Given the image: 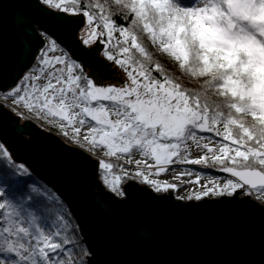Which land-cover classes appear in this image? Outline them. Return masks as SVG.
<instances>
[{
	"label": "snow or ice",
	"instance_id": "obj_1",
	"mask_svg": "<svg viewBox=\"0 0 264 264\" xmlns=\"http://www.w3.org/2000/svg\"><path fill=\"white\" fill-rule=\"evenodd\" d=\"M20 2L42 5L47 14H55L70 42L110 64L74 57L47 28H34L18 15L20 57L28 62L18 83L0 91V107L21 116L16 109L22 108L37 119L57 122L62 135L71 129L80 147L103 149L105 157L115 158L116 163L99 159L98 169L102 185L116 197L126 198L123 184L129 179L156 193L176 190V184L150 177L171 165L188 164L229 174L223 185L209 177L189 200L233 196L238 190L264 199V0H114L126 9L118 14L128 26L105 14L98 0ZM93 7L98 14L90 11ZM79 16L87 18L83 35L73 27ZM140 34L177 63L182 74L203 78V91L169 76ZM117 66L124 78L104 84V71ZM209 92L217 99L210 100ZM193 147L205 154L190 158ZM133 153L143 159L135 160L136 171L129 173L120 160L128 157L124 164H132ZM20 177H31L28 167L17 163L0 140V264H86L65 247L77 244L70 214L41 208L60 205L59 198L35 183L25 182L21 189ZM200 178L197 174L192 182L199 184Z\"/></svg>",
	"mask_w": 264,
	"mask_h": 264
},
{
	"label": "water",
	"instance_id": "obj_2",
	"mask_svg": "<svg viewBox=\"0 0 264 264\" xmlns=\"http://www.w3.org/2000/svg\"><path fill=\"white\" fill-rule=\"evenodd\" d=\"M47 13L35 3L0 0V91L18 83L28 62L20 57L18 15L34 28H47L74 57L93 65L110 64L70 42L55 14ZM84 24L85 17H77V34ZM116 70L104 71V84L122 80L124 72ZM0 140L17 163L68 207L90 264H264V205L248 195L240 197L243 190L233 197L182 202L172 190L158 194L128 182L126 198L112 199L97 178L94 156L31 120L22 122L6 107H0Z\"/></svg>",
	"mask_w": 264,
	"mask_h": 264
},
{
	"label": "trees",
	"instance_id": "obj_3",
	"mask_svg": "<svg viewBox=\"0 0 264 264\" xmlns=\"http://www.w3.org/2000/svg\"><path fill=\"white\" fill-rule=\"evenodd\" d=\"M84 2L85 3H95L96 0H84ZM98 2L100 4L105 5V8L107 10L105 14L111 13L112 14V18L115 20V22L118 25L128 26L126 21L122 20L121 16L118 14V13H125L126 12V9L122 5L115 4L114 0H98ZM90 11L93 12V13H97L98 14V10L95 9L94 7L90 8ZM130 19L131 18H129V22H130ZM85 24H87V18L86 17H85ZM140 36H141V42L148 49V51L153 55L154 61H159L163 65V67L167 70V74L169 76L176 77L182 85H184L185 87H187V88H189L191 90L201 91V92L203 91V88H202L203 78L196 79V78H192L191 76L182 74L177 63H174L166 55L161 54L149 42V40H148L146 35L140 34ZM115 38L117 40L120 39V36H119L118 32L115 35ZM105 39H106V37H105ZM101 57H102V59H104L103 56H101ZM108 63H110V62H108ZM116 68H117V72H122V70L119 69L118 66ZM207 95H208L210 100H216L217 99V97L212 92L207 93ZM3 103H4V101L0 100V104H3ZM7 104L9 106H11L12 101L8 100ZM6 108L11 110V107H6ZM16 112H22L23 113V115L21 116V115H17L15 112H13L16 116L21 117V121L22 122L27 121V120H31V121L35 122L36 124H38L41 128H43L45 130H48L50 132H53L54 134L60 136L63 140H66V142L71 143V144H73L76 147H80L77 143L74 142V138L72 136V132L68 131V136H64V135H62L60 133L59 127L55 124L56 122H51L50 123L48 120L37 119L31 113H28L26 110H24L22 108H17ZM87 131H88V129H87ZM204 135H209V134H204ZM214 139L219 140L220 138H214ZM80 144H84V141H83L82 137L80 139ZM80 148H82L84 151H86L89 154H91L92 156H94L98 160V163H99V159H101V158L105 159L106 161L110 160L111 162L116 163V159L115 158L105 157L103 155L104 153H101L102 155H99V153L101 151L104 152L103 149H97L94 152H90V151H88V146L86 144H84V147H80ZM124 160L125 159L121 158L120 163L125 167V169L129 173H134V170L131 169L133 166L130 165V164H124ZM170 167H172V168L181 167L182 169H192V170H195L197 173H199V174H201L203 176H207V177H211V178L223 179V178L228 177L225 173L217 171L215 168H202V166H200V165L174 164V165H171ZM100 175H101V173H100V171L98 169L97 178H98L99 182L101 183V181L99 179ZM19 179L21 181V183L19 185V187L21 189L24 188L25 182H27V184L35 183L38 186L46 187L52 193L53 196L58 197L50 188H48L45 184H43L41 181H39L33 175H31L30 178H28V177H20ZM128 182H135V183L139 184L142 187L151 189L148 185L142 184L136 179L127 180L123 184V188H124L125 184H127ZM169 192H171V191H169ZM169 192H167V193H169ZM107 193L111 196L112 199H120V198L116 197L115 195H113L112 193H110L108 191H107ZM251 196H252V199H254V200H256L258 202L259 199H257V195L256 194H252ZM59 200L61 201L60 205H57L55 202H53L51 204H46V205L42 204L41 208L46 206L48 208H51L53 211L63 210L65 213L70 214L71 224H72V226L74 228H76L74 239L76 240L77 244H76V246H73V245L70 244V245H66L65 247L73 249V253L72 254H73V256L75 257V259L77 261L80 260V259H83L86 262V264H90L89 261H88L89 253H88L87 248H86V246H85V244H84V242L82 240L79 227L76 224V222H75L72 214L70 213L68 207L64 204V202L60 198H59ZM195 201H197V200H195ZM85 253H88V255H85Z\"/></svg>",
	"mask_w": 264,
	"mask_h": 264
},
{
	"label": "rangeland",
	"instance_id": "obj_4",
	"mask_svg": "<svg viewBox=\"0 0 264 264\" xmlns=\"http://www.w3.org/2000/svg\"><path fill=\"white\" fill-rule=\"evenodd\" d=\"M84 25L85 26H83L81 28V30L79 31V35H83V31L82 30H85V31L87 30V27H88L87 24H84ZM116 34H117V32L115 33V35ZM109 69H111V68H109ZM122 72H123V70H122ZM116 73H118L117 70H116ZM124 75H125L124 73L121 75V79L124 78ZM41 83H43V81H41ZM111 84H115V82H112ZM55 124L58 126V123L57 122ZM68 131L71 132V129H68ZM86 132H87V127L83 128L81 130V137H83V135ZM69 144H71V143H69ZM71 145H73V144H71ZM101 153H104V152L101 151L99 153V155H102ZM204 154H205L204 151L198 150V149H196V148L193 147L192 150H191V152H190V158H193V159L199 158L201 155H204ZM130 158L133 160V163L130 164V165L133 166L131 169L134 170V172H135L136 171V166H135L134 161L137 160V159H143V158L140 156L139 153H133ZM123 159H128V157H123ZM146 163L149 164V165H152L153 164V162L150 159L147 160ZM182 170L184 172H186L188 170H191L192 171V175L191 176L183 175L182 174ZM197 174H199V173H197L195 170H192V169H182L181 167L172 168V167L169 166V170L166 173L161 174L159 177L151 176L150 178H152V179H159L161 181H167L169 183L176 184L177 185L176 190H172L175 199L176 200H182V202H188V201H191V200H194L195 201V199L189 200L188 199V196L189 195H193L194 193L201 191L202 190V187L205 184L208 183V178L209 177L203 176L201 174H200L201 175L200 183L199 184L193 183L192 181H194L196 179V175ZM219 181H220V184L223 185L224 178L223 179H219ZM158 194H163V193H158ZM233 196H228V197H233ZM239 196L240 197L247 196L245 194V190H243L241 193H239ZM248 196L252 198L251 195H248ZM220 197H222V196H209V197H205V198H220ZM120 199H122V198H120ZM202 199H204V198H202ZM258 202L260 204L264 205V199H259Z\"/></svg>",
	"mask_w": 264,
	"mask_h": 264
}]
</instances>
